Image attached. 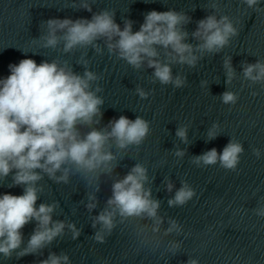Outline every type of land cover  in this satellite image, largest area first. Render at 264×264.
I'll use <instances>...</instances> for the list:
<instances>
[{
	"label": "water",
	"instance_id": "obj_1",
	"mask_svg": "<svg viewBox=\"0 0 264 264\" xmlns=\"http://www.w3.org/2000/svg\"><path fill=\"white\" fill-rule=\"evenodd\" d=\"M73 2L0 0V77L10 74L9 64L26 57L38 63L59 58L82 73L85 66L79 61L83 57L89 61L88 67L102 77L97 83L103 89L99 95L105 103L98 127L127 115L131 119L143 116L151 122L152 130L138 147L113 148L119 166L111 175L100 177L99 190L95 192L97 207L91 211L87 208L88 195L94 189L82 174L73 175L68 184L56 183L45 175L40 181L44 190L37 204L58 202L54 219L74 222L81 235L73 239L66 229L64 235L40 252L20 258L15 252L11 258L0 256V264H41L51 252L67 253L71 264H187L191 259H198L199 264H264V217L257 215V209L264 208V156L257 158L253 152L255 148L264 152V83L253 84L242 75L245 63L264 60V4L260 5L261 11H256L242 0H92L93 12L112 10L121 26L126 19L134 21V31L139 30L145 15L152 10L185 12L192 18L185 28L190 34L188 42L193 44L198 41L191 33L200 19L213 12L233 19L239 33L222 51L205 54L195 67L173 65L174 73L187 77L185 86L174 88L153 82V70L147 66L136 69L110 54L103 40L98 41L103 49L100 53L93 47L64 53L62 45L45 49L32 44L33 38L44 34L43 22L49 18H91L93 12L73 7ZM214 2L216 9L211 7ZM75 3L78 5L79 0ZM229 56L237 73L230 85L226 83L224 67ZM204 81L206 85H202ZM137 87L149 91V97L140 98ZM226 90L237 93L234 105L222 103L220 97ZM214 123H219L220 134L210 139L208 130ZM185 124L189 126L187 142L176 136L177 128ZM233 137L245 148L236 170L192 162L212 148L222 151ZM177 149L184 150L183 157L175 155ZM138 162L148 167V186L153 197L161 201L164 226L173 218L183 230L154 237L160 241L157 247L141 242L136 233L139 221L120 223L118 218L117 227L106 241L96 242L93 218L106 207L112 182ZM185 180L195 188L196 196L183 206L169 207L174 190L168 191V182L179 188ZM9 183L11 176L0 182V193L22 194L21 186L9 188ZM35 227V221L24 227L25 246ZM177 241L180 247L170 250V242Z\"/></svg>",
	"mask_w": 264,
	"mask_h": 264
},
{
	"label": "clouds",
	"instance_id": "obj_2",
	"mask_svg": "<svg viewBox=\"0 0 264 264\" xmlns=\"http://www.w3.org/2000/svg\"><path fill=\"white\" fill-rule=\"evenodd\" d=\"M248 8L261 11L264 0H242ZM73 7H81L93 12L92 0L73 2ZM212 8H218L214 2ZM116 13L109 9L93 12L91 18L73 19L49 18L44 21V34L33 38L32 44L57 49L62 45L64 53L74 49L93 47L98 53L103 49L98 41L103 40L110 54L125 60L136 69L147 66L152 69L153 82L182 88L187 77L174 73L173 65L195 67L208 53H218L237 36L239 29L228 15L215 12L200 19L191 36L198 41L188 42L189 32L185 26L191 16L185 12L169 9L148 12L139 30H133L131 19L123 26L117 23ZM163 50L164 58L161 59ZM79 63L84 71L77 72L67 62L44 59L37 62L32 57L9 64L10 74L0 77V182L7 181L8 187L21 186L20 195L11 192L0 193V256L17 258L35 254L50 245L58 237L71 231L72 238L81 235V229L74 222L55 220L58 202L39 203L43 186L40 181L47 175L56 183L68 184L71 177L82 174L90 188L87 208L97 207L95 192L99 190L100 177L111 175L118 165V154L113 150H129L143 144L151 132V122L143 116L135 119L127 115L113 118L104 127H98L103 119V91L97 83L101 75L88 67L89 61L83 57ZM226 83L231 84L237 77L231 57L224 60ZM245 80L264 83V60L243 65ZM207 81L202 82L206 85ZM140 98L146 99L150 92L137 87ZM225 105H234L238 95L232 90L221 94ZM188 125L177 128L176 136L187 142ZM87 129V131H83ZM220 134L219 123L208 130L210 139ZM245 151L242 142L230 139L222 151L216 148L196 156L197 166L219 164L228 170H236L241 154ZM257 158L264 156L261 149H253ZM184 150L177 149V157L184 156ZM148 167L138 162L121 178L111 184V196L106 207L93 218V228L97 231L93 239L104 243L120 223L128 220L139 221L137 235L143 243L159 246L154 239L161 233L169 236L181 232L182 225L169 218L165 227V217L160 214L161 201L153 197L149 185ZM169 192L174 195L168 200L169 207L183 206L196 196V190L186 180L179 188L169 181ZM257 215L264 217V208L257 209ZM35 221L36 227L25 246L24 227ZM150 222V223H149ZM180 247V242H170V250ZM41 264H71L67 253L51 252ZM107 264V262H105ZM187 264H199L191 259Z\"/></svg>",
	"mask_w": 264,
	"mask_h": 264
}]
</instances>
